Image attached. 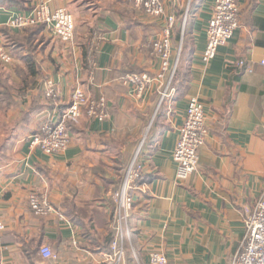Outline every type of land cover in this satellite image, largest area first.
<instances>
[{
    "label": "crops",
    "instance_id": "crops-1",
    "mask_svg": "<svg viewBox=\"0 0 264 264\" xmlns=\"http://www.w3.org/2000/svg\"><path fill=\"white\" fill-rule=\"evenodd\" d=\"M174 15V52L181 46L173 93L141 99L121 82L130 73L156 74L148 43L163 18L136 10L134 0H0V33L12 62H0V264H116L111 258L114 195L138 150L144 167L129 219L122 264H229L245 233L246 210L264 188V0H242L239 28L214 60L203 64L214 0H162ZM68 9L73 43L45 26L12 30L8 21L39 6ZM104 37L95 55L91 45ZM93 55V58H92ZM241 61L244 66H239ZM59 89L44 97L45 81ZM107 100L110 118L70 121L71 143L59 155L30 148L41 122L67 112L74 91ZM190 98L203 104L208 137L199 167L176 179L172 152ZM54 208L36 216L29 195ZM55 255L44 259L41 249Z\"/></svg>",
    "mask_w": 264,
    "mask_h": 264
},
{
    "label": "built area",
    "instance_id": "built-area-1",
    "mask_svg": "<svg viewBox=\"0 0 264 264\" xmlns=\"http://www.w3.org/2000/svg\"><path fill=\"white\" fill-rule=\"evenodd\" d=\"M242 0H214L212 14L207 27V42L201 61L208 65L215 59L220 47L227 44L239 28L240 3ZM136 10L152 18L164 17V28L159 36L153 38L148 47L160 62L156 74L130 73L121 77V82L132 88L135 97L141 99L149 90H157L160 104L173 93V84L178 72L181 46L178 53L174 52L172 37L176 26L174 15H165L162 0H134ZM45 26L62 42L71 43L75 40V21L72 13L66 8L51 11L42 5L33 9L29 14L13 16L7 23L12 30H23ZM104 37L98 36L93 43L92 54L100 50ZM11 55L6 49L0 35V62L9 64ZM264 66V57L260 62ZM241 61L239 66H244ZM59 89L54 80L49 79L44 84V97L54 105L58 102ZM86 116L100 123L110 118L105 97L98 100L88 97L82 89H76L72 95L71 104L59 120L55 114L45 119L29 139L30 148L38 149L45 155H59L65 152L71 143L68 128L70 121ZM207 117L203 104L197 98H190L185 120L179 131V138L172 152L176 166V179L185 181L195 174L199 167L200 150L208 137ZM138 150L127 168L122 185L114 195L115 209L112 217L113 240L111 242V258L116 264H122L126 255V241L129 237V219L134 205V197L140 183L144 180V167L139 161ZM29 206L36 216H48L54 211L45 197L37 193L29 195ZM245 233L235 255L229 264H264V188L261 196L252 209L246 210L244 217ZM6 229L0 221V233ZM44 259H53L55 255L49 247L41 249ZM151 264H168L166 255L153 253Z\"/></svg>",
    "mask_w": 264,
    "mask_h": 264
},
{
    "label": "rangeland",
    "instance_id": "rangeland-1",
    "mask_svg": "<svg viewBox=\"0 0 264 264\" xmlns=\"http://www.w3.org/2000/svg\"><path fill=\"white\" fill-rule=\"evenodd\" d=\"M57 10V9H56ZM68 10V9H67ZM69 11V10H68ZM75 21V20H74ZM49 30V29H48ZM50 32H52L51 30H50ZM75 33H76V25H75ZM0 35H1V33H0ZM56 36V35H55ZM57 37V36H56ZM58 38V37H57ZM97 38H98V36H96V39H95V41L94 42H96V40H97ZM59 39V38H58ZM60 40V39H59ZM61 41V40H60ZM75 41V40H74ZM62 42V41H61ZM63 43H65V42H63ZM71 43H73V42H71ZM93 47V44L91 45V48ZM9 53V52H8ZM176 54L178 53L177 51L175 52ZM10 54V53H9ZM11 55V54H10ZM93 55H95V54H93ZM93 55H92V58H93ZM13 56V55H12ZM11 56V57H12ZM12 62V61H11ZM178 73V72H177ZM176 77H177V75H176ZM46 82V81H45ZM80 89V88H79ZM44 121V120H43ZM42 121V122H43ZM41 122V123H42ZM259 200V199H258ZM258 202V201H257ZM256 205V204H255Z\"/></svg>",
    "mask_w": 264,
    "mask_h": 264
},
{
    "label": "trees",
    "instance_id": "trees-1",
    "mask_svg": "<svg viewBox=\"0 0 264 264\" xmlns=\"http://www.w3.org/2000/svg\"><path fill=\"white\" fill-rule=\"evenodd\" d=\"M174 30H175V28H174Z\"/></svg>",
    "mask_w": 264,
    "mask_h": 264
}]
</instances>
